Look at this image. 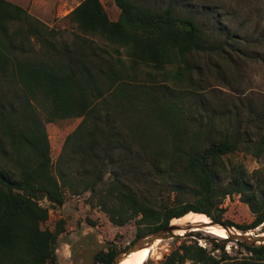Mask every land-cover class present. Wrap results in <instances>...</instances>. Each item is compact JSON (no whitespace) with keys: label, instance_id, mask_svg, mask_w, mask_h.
Here are the masks:
<instances>
[{"label":"trees","instance_id":"obj_1","mask_svg":"<svg viewBox=\"0 0 264 264\" xmlns=\"http://www.w3.org/2000/svg\"><path fill=\"white\" fill-rule=\"evenodd\" d=\"M113 1L116 19L100 0H81L66 15L71 29L60 30L0 0V84L18 81L22 91L13 96L0 87V264H59L58 237L69 215L42 224L50 207L86 192L112 224L136 220L131 242L192 213L241 232L264 223V167L250 170L230 158L264 155V100L209 110L201 78H194L197 53L216 54L218 75L231 67L228 44L237 36L210 34L197 11L177 4ZM32 40L38 53L20 58L33 50ZM41 118H80L55 160ZM119 146L140 169L121 172L107 163ZM233 194L250 222L223 218V200ZM214 238L218 255L183 240L160 264H264V244L235 241L249 255L233 257ZM116 251L100 250L95 263L110 264Z\"/></svg>","mask_w":264,"mask_h":264},{"label":"rangeland","instance_id":"obj_2","mask_svg":"<svg viewBox=\"0 0 264 264\" xmlns=\"http://www.w3.org/2000/svg\"><path fill=\"white\" fill-rule=\"evenodd\" d=\"M25 8L30 14L39 18L51 29H71L72 24L66 15L81 0H8ZM105 6L111 19H116L119 9L113 0H100ZM138 2L149 3L158 6L177 4L179 10L189 12L197 11V18L208 29L212 35L224 39L229 34H235L236 40L228 44L230 49L231 67L224 65L220 67V75L217 74L215 63L216 54L211 60L204 53L195 55L197 71L194 78H201L203 92L207 94L211 106H219L223 103L231 104L235 100L241 99L244 102L252 101L260 104L264 100V0H184V3H177L180 0H136ZM203 11V12H202ZM16 23V22H15ZM10 24V29L16 24ZM32 51L28 53H18L23 56L34 57L38 53L40 45L32 40ZM110 48V47H109ZM218 57V56H217ZM219 76V77H218ZM169 83V82H168ZM170 84V83H169ZM2 91L9 90L11 95H20L21 86L18 81L0 84ZM17 103L16 101H13ZM18 105V104H16ZM42 115L40 110L37 111ZM243 115V114H242ZM241 118V115L240 117ZM43 125L49 140L51 158L55 160L63 145L65 136L71 132L79 123L80 118L65 120L45 121ZM125 148L119 146L108 164L116 166L121 172H136L141 168L136 156L126 157ZM126 157V158H125ZM232 161L243 162L248 169L264 167V155L255 158L241 151L231 155ZM122 159L126 162L121 161ZM123 162L118 165L117 163ZM117 164V165H115ZM109 166V165H108ZM98 165L97 169L98 170ZM111 170H107L103 179L110 177ZM89 193L78 196H71L64 205L60 207H50L49 220L42 224V227H49L50 223L59 216L69 215L65 230L58 237L56 249L59 264H82V252L89 246L101 244L116 250L129 245L137 231L136 220L133 219L122 226L112 224L107 215L101 210L99 204L89 202ZM95 200V199H94ZM41 204L48 205L46 199H42ZM224 208V219H229L235 223H248L252 219L251 212L246 204L240 201L237 194L225 197L222 203ZM205 217V216H204ZM206 218V217H205ZM209 221V218H206ZM91 221L93 222L91 224ZM188 225V224H187ZM185 228L183 236L175 238L161 239L155 246L154 253L144 264H160V260L172 248L183 240H196L197 243L211 253L218 255L219 249H215L212 243L214 237L220 238L203 227ZM235 228V227H233ZM237 231L239 229L235 228ZM196 232L200 234H195ZM249 234L264 233V223L258 227L248 230ZM215 239V238H214ZM132 243V242H131ZM225 245L224 250L233 257H244L249 252L235 241L220 242ZM104 250L106 248H103Z\"/></svg>","mask_w":264,"mask_h":264},{"label":"water","instance_id":"obj_3","mask_svg":"<svg viewBox=\"0 0 264 264\" xmlns=\"http://www.w3.org/2000/svg\"><path fill=\"white\" fill-rule=\"evenodd\" d=\"M205 215V214H203ZM206 216V215H205ZM209 218V217H208ZM195 225V224H194ZM219 227V228H223L224 230H226V232L228 233L227 237L222 238V240L220 242H226V241H240L242 243H244L245 245L248 246H259V245H263L264 244V235L263 232L262 233H257L254 235H251L247 232H241V231H237L235 228L230 227L228 225L222 224V223H217L214 222L213 220H211L209 218V223H200V224H196V226L194 227H203L205 230L208 229V227ZM186 228H192L191 224H188L186 226ZM179 229L178 225H172L171 221L170 223L159 229L156 231H151L146 233L145 235H143L142 237H139L137 239H135L132 243H130L125 249L121 250L120 252H118L111 264H118V262L121 260V258L125 255V254H129L131 251L137 250L142 248L145 245H152V243L156 240V239H169V238H175L177 236H183V234H176L175 231ZM233 229V230H231ZM208 232V231H207ZM103 247V245L98 244V245H94V246H90L89 248L85 249L83 251V255L85 256V259L83 260V264H91L95 254Z\"/></svg>","mask_w":264,"mask_h":264},{"label":"bare ground","instance_id":"obj_4","mask_svg":"<svg viewBox=\"0 0 264 264\" xmlns=\"http://www.w3.org/2000/svg\"><path fill=\"white\" fill-rule=\"evenodd\" d=\"M205 215L201 214H196L192 213L190 215H187L186 217L182 219H178L172 221V225H178L179 229L175 231V233L178 234H183L184 229L186 228L187 224H200V223H209L206 218L204 217ZM233 230V229H231ZM206 231L218 236V237H227L229 232H226L223 228L219 227H208ZM248 233V232H247ZM184 235V234H183ZM249 235V233H248ZM264 235V233H263ZM161 241V239H156L152 245L148 246L145 245L140 249L131 251L129 254H125L121 260L118 262V264H144L149 257H151L154 253L155 246Z\"/></svg>","mask_w":264,"mask_h":264},{"label":"flooded vegetation","instance_id":"obj_5","mask_svg":"<svg viewBox=\"0 0 264 264\" xmlns=\"http://www.w3.org/2000/svg\"><path fill=\"white\" fill-rule=\"evenodd\" d=\"M133 242V241H132ZM131 242H129V244H130ZM128 245H126V246H124V247H121L120 249H118L117 251H116V253L114 254V256L118 253V252H120L121 250H123V249H125L126 247H127ZM90 247V246H89ZM88 247V248H89ZM110 247V245H109V243L108 244H106V246H104V247H102L100 250H102L103 248H106L105 250L107 251L108 250V248ZM99 250V251H100ZM104 250V249H103ZM98 251V252H99ZM97 252V253H98ZM114 256H113V258H114ZM95 258V257H94ZM113 258H112V260H113ZM85 259V256L83 255V252H82V264H83V260ZM112 260H111V262H112ZM91 264H102V263H99V262H96L95 263V260L93 259V261H92V263ZM111 264V263H110Z\"/></svg>","mask_w":264,"mask_h":264}]
</instances>
